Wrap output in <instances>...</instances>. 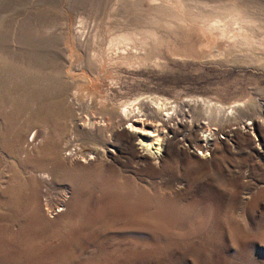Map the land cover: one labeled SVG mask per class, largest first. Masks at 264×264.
I'll list each match as a JSON object with an SVG mask.
<instances>
[{"label": "rangeland", "instance_id": "rangeland-1", "mask_svg": "<svg viewBox=\"0 0 264 264\" xmlns=\"http://www.w3.org/2000/svg\"><path fill=\"white\" fill-rule=\"evenodd\" d=\"M22 1L0 23V264H264V54L229 46L233 13L214 16L233 21L225 37L174 18L126 47L112 34L149 0L99 17L65 1L68 31ZM83 15L102 62L74 35ZM136 108L173 131L142 140L115 117Z\"/></svg>", "mask_w": 264, "mask_h": 264}, {"label": "bare ground", "instance_id": "bare-ground-1", "mask_svg": "<svg viewBox=\"0 0 264 264\" xmlns=\"http://www.w3.org/2000/svg\"><path fill=\"white\" fill-rule=\"evenodd\" d=\"M21 1L22 0H0V23H4L3 21H6V20H4V19H6L5 17L8 16L10 11H12V9H10V8H13L14 4L15 3L17 4V2H19V4L23 3V1L22 2ZM25 1H27V0H25ZM65 1H67V3L69 2L68 4H70V2L72 1V3H73L74 0H44V2H46V4H48L50 6H54V7H52L53 10L63 14V17H64L63 23L65 25L66 30L68 31V30H70L71 27L67 24V20H66L67 16H66V10L64 7V6H66L64 4ZM86 1L87 2L89 1L94 7L97 8L95 15H98V17H99V15L104 16V15H106V13L107 14L111 13L112 15H117L119 13L121 15V13L123 12L122 9L128 3V0H86ZM133 1H134L135 5L142 6L143 2L145 0H133ZM170 1L171 0H166V1L165 0L164 1L163 0H149V2H151L153 12L150 14H146V15H138V17H135V19H134L135 24L132 25L134 27L129 26L131 28H128L127 26L125 27L124 25L119 24L116 27V29H120V31L119 32L118 31L113 32V34H112L113 36H112L111 41L109 43L110 46H114L116 44H123L126 47H137L138 43L139 44H147L151 41V39L153 37L154 38L157 37L158 32H157L156 26L161 25V23L164 25H169L168 23L170 22V19L180 18L183 20L189 19L191 21H194L195 23H198L201 26H204V28L206 30L211 31L213 34L218 35V36L220 35L222 37L227 36V33L230 32V30L232 29L233 35L231 37L227 36V38L230 40L229 46L231 48H234L236 50L242 49V50H244V53H247V54L251 53V55H253L252 52H254V51L256 52V49H262L263 54H264V0H180L183 2L182 10H183V7L186 8L187 10L192 12L191 15H188L189 13H187V10L186 11L181 10L182 11L181 13L176 11V9L174 10L171 7V4L169 5ZM83 2H84V0H78L79 4H81ZM172 4H174V3H172ZM111 5L113 6V9L110 12ZM221 10L222 11L228 10L227 12L231 11V13H233V16H231L232 15L231 14L230 15L231 17H228V18H232V17L234 18L233 21H234L235 25H237L236 27L229 29V27H231L232 23H233V21H230V19L225 20L222 18L223 20H221V19L220 20H214V16L216 14L218 15L219 13H221ZM88 17L89 16H85V15H83V17H80L79 22H81V24L79 23V25L75 26V28L72 27L73 32H74V35L76 36L78 44L80 45L81 48L82 47L87 48V49L90 48L92 50L91 53L93 56V58H92L93 61L92 60H90V61L92 63L102 62V61H104L103 60V50L100 49V46H102V45L98 46V42H97L98 35L100 33L98 34V32H97L98 30H96L97 28L95 29L93 27L94 25L90 26L88 24V22L86 23V21H85L86 19L84 20V18H88ZM111 18L115 19L116 17L112 16ZM102 19H103V17H102ZM82 22L85 23L86 25L83 24ZM98 22L100 23L102 21H99V19H98ZM103 23H105V22H103ZM0 25H2V24H0ZM100 25H101V23H100ZM104 26H105V24H104ZM54 27H55L54 21H50L48 26L46 25L43 28V31L50 33V32H52ZM97 27H99V26H97ZM101 27L102 26H100L99 28H101ZM103 33H105V32H102V34ZM102 34H100V36ZM209 34H210V32H209ZM230 34H228V35H230ZM102 37H101V39H102ZM99 42H102V41L100 40ZM3 52L7 56H9V58L11 56L13 57L14 55H16L15 52H13V50L8 48V47H4ZM254 55H255V53H254ZM250 58H252V57H250ZM252 59H254V58H252ZM258 60H264V59H262V56H261V59H258ZM62 61H63V59H62ZM67 66H69V65H67ZM55 67H56V65H55ZM75 96L76 95L73 94V101L75 100ZM126 114H127V110H126ZM124 115L125 114L115 116V117L118 118L117 120H119V122L122 123L121 125L125 129L130 130V131H140L141 133H138L137 135L142 140H145L146 142H150L151 144H154V140L160 139V137L162 136L160 134H161V132H163L164 128L169 129V125L167 124L169 122H167V120H164L163 117H160L159 114H157V113L145 115V114H141V110L139 108H136V112L134 113V117H132L133 116V114H132V116H130L128 118L129 121L127 122L126 125L124 124V122H125L124 121V119H125ZM141 115H145L147 117L142 118ZM171 115H172L171 112H167V114L165 115V118H166V116L168 118ZM78 118L79 117L73 118V122H72L73 125L78 126V123L76 121ZM90 120H93L92 121L93 125L99 124L97 122V120L94 118V116L91 117ZM169 130H171V129H169ZM171 131H173V130H171ZM164 132H166V131H164ZM42 133H43V131H42ZM38 136H39L38 132H36V131L32 132V135L30 137L31 144H32V142L34 143L35 140L38 139ZM164 136H165V134H164ZM144 137H148V139H144ZM213 139H211V140H213ZM145 150H148V149H145ZM144 152L145 151L142 150L141 154H146ZM152 154L149 153V155H152Z\"/></svg>", "mask_w": 264, "mask_h": 264}, {"label": "built area", "instance_id": "built-area-1", "mask_svg": "<svg viewBox=\"0 0 264 264\" xmlns=\"http://www.w3.org/2000/svg\"><path fill=\"white\" fill-rule=\"evenodd\" d=\"M199 146H200L199 147V153H202V150H205V149L209 148V145L208 144H205L204 142L201 143V145H199Z\"/></svg>", "mask_w": 264, "mask_h": 264}]
</instances>
